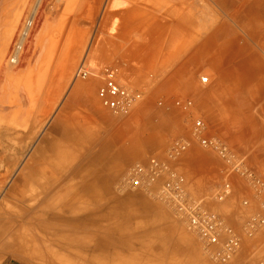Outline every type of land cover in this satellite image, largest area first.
Returning <instances> with one entry per match:
<instances>
[{"label":"rangeland","instance_id":"obj_1","mask_svg":"<svg viewBox=\"0 0 264 264\" xmlns=\"http://www.w3.org/2000/svg\"><path fill=\"white\" fill-rule=\"evenodd\" d=\"M34 1L13 0L10 7L14 9L6 16H3L6 11L0 9V114L3 108H19L15 112L11 111L13 115L10 117L7 113L4 117L0 116V147L4 148L5 156H15V159L0 158V242L29 243V230L24 225L21 229L12 227L10 233L2 232L3 229L18 225L8 223L4 218L24 224V216L30 211L25 212L23 209H34L37 206L35 201H24L25 196L28 199L34 194L33 191H15L12 187L20 183L23 166L42 139L61 141V128H65L68 123L72 124L76 137L81 138L84 134L107 136L105 190L99 187L100 191H104L103 200L98 202L99 205H94L95 209L94 206L90 207L94 223L91 236L81 234L78 239H73L71 232L62 231V225L45 218L49 225H56V228L50 229L41 241L38 230L32 229L35 244L26 246L24 252L21 246L15 248L19 254L13 264H213L202 252L198 239L178 220L169 206L154 196L124 185L127 172L136 163L162 157L173 140L184 138L190 142V147L179 162V171L184 175L188 191L194 198L206 197L207 207L224 216L230 223L238 222L257 210L251 192L236 176L231 177V197L223 203L212 199L224 181L226 166L214 153L201 149L191 137L193 120L200 116L194 98L182 93L169 95L166 82L157 87L160 79L139 87L131 79H128L130 82L127 80L122 68L119 70L121 84L143 91L144 97L129 116L121 117L99 105L96 93L101 79L94 76L99 72L85 80L75 78V71L84 63L93 42L100 38L103 40L94 53L95 59L87 60L89 66H112L120 61H131L141 56L145 34H149L153 40L161 35L169 39L173 28L161 27L162 16L165 18V26L182 16L109 15L107 0H43L46 9L42 20L34 21L21 47L19 63L10 64L9 58L19 41ZM142 1L153 6L161 4V1ZM190 2L214 10L209 9L208 13L201 16L204 25L195 29L197 35H192L193 44L197 42L200 33L210 31L222 22L225 35L230 33V29L239 26L240 44L252 45L264 60V0ZM244 7L250 8L253 13L230 14L234 9ZM215 10L224 12L216 13ZM19 12L22 15L17 24H13ZM7 20L9 23L4 25ZM71 27L73 31H70ZM247 30H253L250 32L253 35H249ZM10 32L12 35L8 37L6 33ZM68 34L74 36L72 43L65 40ZM78 85L83 87L73 94ZM174 97L181 100L190 97L193 109L184 112L174 107ZM256 107L259 109L260 104ZM204 122L210 128L209 134L225 141L217 135L210 121ZM55 123H58L59 133L51 131ZM225 142L264 178V167L260 163L262 160L252 158L251 161L250 156L240 155L230 141ZM256 146L253 144L251 150H256ZM98 147L95 144L93 151L96 152ZM47 152L50 156L51 153ZM62 155L67 156L65 153ZM85 160L86 157L81 156L77 162ZM13 161L14 165L9 167ZM33 162L32 159L31 164ZM59 165L62 167L60 170L67 172L68 164L61 161ZM92 168L91 163L86 165L78 176L63 173V184L78 186L81 176H84L83 172ZM243 198L253 201L248 208L241 207ZM58 200L52 199L51 204ZM56 212L51 207L47 208L48 215ZM73 240L77 244L71 245ZM42 241L46 244V248L42 249L43 255L32 254V250L38 252V246L41 245L39 242ZM253 241L252 245L257 247L252 251L248 248L251 242H244V255L260 248L264 241V231ZM7 262L8 258L0 257V264Z\"/></svg>","mask_w":264,"mask_h":264},{"label":"crops","instance_id":"obj_2","mask_svg":"<svg viewBox=\"0 0 264 264\" xmlns=\"http://www.w3.org/2000/svg\"><path fill=\"white\" fill-rule=\"evenodd\" d=\"M152 1H161V4L160 6H153V4H148L147 2L144 3L142 0H135V2H133V0H107V4H109V15L180 14L182 16L181 18L173 19V21L170 22L171 25L166 26L164 25L165 18L164 16H162L163 21L161 20L160 22L161 27L167 28L172 26L173 28V32L169 39L164 35H161L162 37L160 36V38H157V40H153L150 38L149 34H145V37L143 38V44L141 45V47L143 48V51H141V56L133 60H131L130 57L129 59L131 61H120L117 65H112V67L118 70L123 68L125 73L124 75L127 80L131 79L134 84L139 87L147 85L153 80L155 81L160 79L161 81H158V83L156 84L157 87L163 85V82H166L169 95L175 96L179 93H182L187 97H193L195 100L194 103L196 106V111L200 115L199 117L201 119L204 118V120L210 121V123L213 124L214 131L218 136L223 137L225 141H230V143L240 153V155L250 156L249 158L251 161H253L252 158L262 160L260 161V163L264 167L263 57L255 51V48L252 45L240 44L239 36L241 29L239 26L238 28L230 29V33H227L225 35V28L223 27L222 22L216 24V26L211 28L210 31L206 30L203 33H200L197 42L193 44L192 37L194 35H197L195 33V29L198 26L204 25L201 16L208 13L209 9L211 11H214L213 8H209L208 6H201L197 3H195V5H192L190 0ZM250 11L251 13H253V10H250V8L247 7L236 8L231 11L230 14H249ZM215 12L223 13L224 11L215 10ZM247 31L249 32V35H253V33L250 34V32H253V30ZM196 37L197 36H195V38ZM254 39H256V34L254 35ZM83 64L90 70L92 74H97L104 67L110 66H89L87 63ZM206 75L208 81L207 83H202L200 79L202 77H206ZM81 87L83 86L78 85L73 93L77 92ZM241 87L243 88V90H241ZM3 91L4 88H2L1 92ZM174 98L176 100V97ZM259 104L260 108L257 109L256 106ZM240 107L243 109H241ZM16 110H19V108H3L1 111L2 114H0V116L4 117V115L7 113V116L10 117L11 115H13L12 112H15ZM72 122L76 121L73 120ZM69 124L70 123H68L65 128L64 126L63 128H61L63 137L61 141L48 138L42 139L39 145H37V147L35 148L33 155L31 154L28 157L30 160H26L23 166L24 172L20 177V183H16L12 187V190L15 191H33L34 194H31L28 199H26L25 196L24 201H35L37 203V206L34 209H23V211L25 212L26 210L30 211V213H26L24 216V224L18 220H14L15 222H11L9 219L4 218L8 223H15L18 225H9L7 227L4 226L5 228L11 226V230H9L10 228L3 229V233H10L12 231V227L21 229L24 225V228L26 227L29 230L27 232V237L30 240L29 243L23 241L19 244L12 241L9 242L7 240H2L0 242V257L8 258V262L5 264H13L17 261L16 257L19 254V251L16 252L15 248L18 249V247L21 246L23 247L22 251L24 252V248L27 249L26 246L31 243L35 244L34 242H36V239L31 232L32 229L38 230V233H40L41 236L40 241L44 240V238L42 237L44 235H47L48 231L43 232L42 229L40 230L38 228V221H36L34 224L31 221L40 220L49 225V222L45 218L51 219V216H53L48 214L46 217L42 216V204L40 203V196H38V193L40 191L39 186L37 184H32L31 181H29L27 178L25 182H22V176H26L27 174V170L25 168L26 165L28 163L31 165L32 159L35 160V158L38 157V154L36 152L37 149H44L45 156L50 158L47 164L40 166L43 169L42 171H44L45 169V171H49L54 174L59 173V177L61 179H64V177L62 176L63 173H70L72 176H74L73 174L78 172V170L80 169H84L86 165L89 166L90 163L93 165V168L91 170H87V172H85L86 177L80 178L78 186L74 187L67 184L69 189L74 190L73 192L75 195V203L78 207L85 206L81 198L82 193L78 190V188L84 181H91V183L95 186V190L98 193V196H103L104 191L102 190H105L104 168H106V162L104 161L107 156V136H95L96 141L91 142L93 143V145L85 150L81 148L82 150H84V152H82L78 145L71 144L74 143V138H68L67 127L69 126ZM70 125L72 126V124ZM58 127V123H55L51 127V131H58L59 133L60 130ZM73 132L75 140L77 139L78 141H85L82 138L76 137L75 131ZM56 143L61 146L62 151L53 153V151H55L54 149ZM69 144L73 148H75L76 152L73 155H71V153H68L66 150V148H69ZM76 144L78 143L76 142ZM95 144L96 146H99L96 152H94L92 148ZM253 144H257L256 147L258 148L256 150H251ZM3 151L4 148L0 147V158L15 159V156L13 155L10 156L8 154L5 156ZM47 151L51 153L50 156L47 155ZM79 151L81 152L79 153ZM64 153L67 154V156L62 155ZM77 153H79V155ZM72 156L74 158L71 162L70 160L72 159ZM79 156H85L86 160L78 163L77 161L80 158ZM61 161H63L65 165L68 164L67 172L60 170V168L62 167H60L59 162ZM68 161L70 164L68 163ZM84 163L85 165H83ZM95 164H97V168L95 167ZM13 165L14 161L11 163V166L9 164V167H12ZM95 176H99L101 182L98 181L97 178H94ZM40 179L42 180L43 177H41ZM99 187L102 189L101 191ZM60 197L61 194H56L52 198H47L46 201L50 203L48 208L51 207L56 210L55 205L58 206V202L55 201L54 204H51L53 203L51 201L52 199H60ZM94 205L96 206V204ZM95 206L93 207L94 209ZM90 207H92L91 204L88 208L90 209ZM36 208H39V211H37ZM31 210L33 212L35 211L36 214ZM101 215L104 216L103 213ZM29 222H31V224ZM56 223H59V221H56ZM70 234L72 235L73 239H78L79 235H81V233ZM71 243V245H74L77 244V241L73 240ZM39 244L41 245L38 246V252L32 250V254H37L38 256L43 255L42 249L46 248V244H44L43 241L41 243L39 242Z\"/></svg>","mask_w":264,"mask_h":264},{"label":"built area","instance_id":"obj_3","mask_svg":"<svg viewBox=\"0 0 264 264\" xmlns=\"http://www.w3.org/2000/svg\"><path fill=\"white\" fill-rule=\"evenodd\" d=\"M16 48L17 45L9 58L10 64L15 63L12 62V57ZM90 75L92 73L83 63L75 71L76 79L85 80ZM94 76L101 79L96 93L98 102L112 114L129 116L142 102L143 91L121 84L118 69L106 66ZM200 81L207 83L208 78L202 77ZM172 105L184 112H190L194 104L190 99H176ZM209 129L200 117L193 120L191 137L201 149L214 153L226 166L224 181L212 199L223 203L231 197V177H238L251 192L257 206V210L246 218L230 223L224 216L207 207L206 197L194 198L189 193L186 179L179 171V162L190 147V142L184 138L173 140L162 157L136 163L127 172L124 185L154 196L169 206L178 220L198 239L202 252L211 263L264 264V241L255 252L243 254L244 242H251L248 248L252 251L257 247L252 245L253 240L264 231V178L248 166L244 158L231 150L225 141L209 134ZM251 201L250 198H243L240 205L248 208Z\"/></svg>","mask_w":264,"mask_h":264},{"label":"bare ground","instance_id":"obj_4","mask_svg":"<svg viewBox=\"0 0 264 264\" xmlns=\"http://www.w3.org/2000/svg\"><path fill=\"white\" fill-rule=\"evenodd\" d=\"M12 1L13 0H0L1 11H6L3 14V16H6L8 13H10L14 9V7L13 8L10 7ZM31 6L32 7H31V12H30L29 18L25 24V27L23 28V30L21 32L19 41L17 43V48H16V50L13 54V57H12V62H15L14 64L19 63V61H20L21 55H20L19 49H21V47L24 45V42H25L26 38L28 37V34H29V32L33 26L34 21H36L38 19L42 20L43 15H44V11L46 9V7L43 5V0H35L33 5H31ZM21 15H22V12H19L14 17V20L12 23L17 24ZM8 23H9V21L7 20L4 25H7ZM73 30H74L73 27H71L70 31H73ZM6 35H8V37H10L12 35V33L11 32H10V34L6 33ZM6 35H5V37H6ZM65 40H67L68 43H72V41L74 40V36L68 34L65 37ZM102 41L103 40L100 38L99 40H97L91 44V47L87 53V56L83 61L84 63H86L87 60H94L95 59L94 53L101 46ZM79 86H81V85H79ZM57 122H58V120H57ZM73 131H74L73 127L69 124V126L67 127L68 138L69 139L74 138V143H71V144L78 145L80 149L83 148L85 150L87 148H90V146L93 145V143H91V142L96 141V137L93 136L92 134H84L81 138L84 139L85 141H83V140L78 141L77 139L75 140ZM76 142L78 144H76ZM54 150L55 151H53V153H57V152L62 151L61 146L57 143H56ZM66 150L68 153H71V155L75 154V152H76L75 148H73L70 144H69V148H66ZM84 150L81 149L82 152H84ZM44 151L45 150L42 148L37 149L36 152L38 154V157L35 158L34 162L31 165L30 164L26 165L25 168L27 170V174H26V176H22V178H23L22 182H25V180L27 178L29 181H31L32 184H37L39 186L40 191L38 193V196H40V203L42 204V208H41L42 212L41 213H43V215H42L43 217L47 216V208L50 204L46 201V199L52 198L56 194H61V197L58 200V206L55 205V209L57 212L52 214L53 216H51V220L55 221V222L59 221L60 225H62L61 229L64 232L81 233L84 236L91 235L94 223H92V221H93L92 211H90V209L88 207L90 204L93 206L94 204H97L100 200H103V196L102 197H101V195L98 196V193L95 190V186L91 183V181H89V182L84 181L80 185L78 190L82 193L81 198H82V202L85 206L78 207L75 203V195L73 192L74 190L69 189L67 185L63 184V182H62L63 179H61L59 177V173L54 174V173H51L49 171H45V169H44V171H42L43 169L40 166L47 164V162L50 159V158L45 156ZM81 151H79V153ZM79 153H77V154L79 155ZM68 155H70V154H68ZM71 158H70L71 159L70 161L72 162L74 157L72 156ZM68 163H69V161H68ZM85 163L83 165H85ZM30 169L31 170L33 169V170L31 171ZM81 171L82 170L80 169V170H78V172H76L73 175L78 176ZM83 174H84V176H81V178L86 177L85 172H83ZM41 177H43L42 180L40 179ZM98 177L99 176H95L94 178H97V180L101 182L100 177L99 178ZM78 199H80V198H78ZM103 213H105V212H103ZM36 221H38V228L40 230L42 229L43 232H46V231H49L50 229L56 228V225L55 226L54 225H48V224H46L40 220H35V221L32 220L31 222L34 224ZM31 222H29V223L31 224ZM74 243H75V241H74Z\"/></svg>","mask_w":264,"mask_h":264}]
</instances>
